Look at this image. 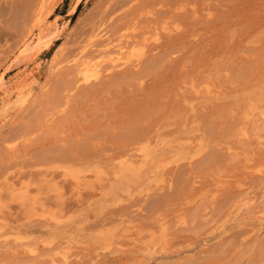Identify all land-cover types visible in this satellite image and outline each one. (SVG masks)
<instances>
[{
    "label": "rangeland",
    "instance_id": "rangeland-1",
    "mask_svg": "<svg viewBox=\"0 0 264 264\" xmlns=\"http://www.w3.org/2000/svg\"><path fill=\"white\" fill-rule=\"evenodd\" d=\"M0 264H264V0H0Z\"/></svg>",
    "mask_w": 264,
    "mask_h": 264
},
{
    "label": "bare ground",
    "instance_id": "bare-ground-1",
    "mask_svg": "<svg viewBox=\"0 0 264 264\" xmlns=\"http://www.w3.org/2000/svg\"><path fill=\"white\" fill-rule=\"evenodd\" d=\"M56 27H57V26H56ZM44 32H45V31H44ZM162 33H163V32H162ZM38 38H39V37H38ZM134 42H135V41H134ZM122 43H123V42H122ZM31 46H32V48L34 47V45H31ZM119 46H120V45H119ZM121 47H122V46H121ZM125 47H126V46H125ZM28 48H29V47H28ZM34 49H35V48H34ZM113 51H114V49H113ZM106 52H107V51H106ZM121 52H122L121 54L123 55V52H124V51L121 50ZM128 52H129V51H128ZM109 53H111V52H109ZM115 53H118V52L115 51ZM83 54H84V53H83ZM120 56H121V55H120ZM115 57H116V54H115ZM121 57L124 58L123 56H121ZM86 58H87V57H86ZM88 58H89V57H88ZM94 58H95V57H94ZM119 58H120V57H119ZM119 58L116 57L117 60H118ZM91 59L93 60V58H91ZM91 59H90V61H91ZM113 59H114V58H113ZM83 61H85V63H84V67L81 68V67L79 66V67L81 68V69H80V68H79V69H80V70L83 69V71H84L83 73L85 74V77H86V78H89V77H91V76L93 75L92 73H89L90 71H94L93 73L99 71L98 68H97V71H96V67L98 66V65H97V61H96V64H92L93 62L91 63L90 61L86 62L87 59H84ZM119 61H120V60H119ZM94 63H95V62H94ZM98 64H100V63H98ZM79 65L82 66V63L79 64ZM117 65H119V64H117ZM120 65H121V63H120ZM126 66H127V65H126ZM80 70H79V71H80ZM26 73H27V72H26ZM92 77H93V76H92ZM18 83H19V82H18ZM1 86H2V85H1ZM85 150H86V149H85ZM71 154H72V153H71ZM78 155H79V154H78ZM76 156H77V155H76ZM76 156H75V157H76ZM82 157H83V156H82ZM211 157H212V156H211ZM160 159H161V158H160ZM212 159H213V158H212Z\"/></svg>",
    "mask_w": 264,
    "mask_h": 264
}]
</instances>
